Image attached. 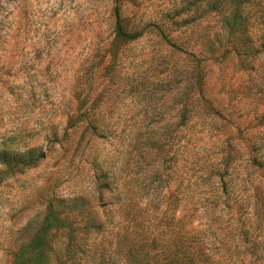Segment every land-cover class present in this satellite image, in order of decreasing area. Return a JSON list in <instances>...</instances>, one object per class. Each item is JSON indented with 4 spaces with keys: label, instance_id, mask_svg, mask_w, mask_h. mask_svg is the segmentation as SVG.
<instances>
[{
    "label": "rangeland",
    "instance_id": "1",
    "mask_svg": "<svg viewBox=\"0 0 264 264\" xmlns=\"http://www.w3.org/2000/svg\"><path fill=\"white\" fill-rule=\"evenodd\" d=\"M194 256L264 264V0H0V264Z\"/></svg>",
    "mask_w": 264,
    "mask_h": 264
},
{
    "label": "trees",
    "instance_id": "2",
    "mask_svg": "<svg viewBox=\"0 0 264 264\" xmlns=\"http://www.w3.org/2000/svg\"><path fill=\"white\" fill-rule=\"evenodd\" d=\"M117 34L120 37L130 39V38H136L139 33H134V34L126 33L123 27L121 26V24H118ZM36 248L37 249H35L31 254L30 257L31 259H35V257L38 256L39 253H41V248L40 247H36ZM199 260L200 259L198 257L194 256L193 258H191V260L185 262V264H200Z\"/></svg>",
    "mask_w": 264,
    "mask_h": 264
}]
</instances>
